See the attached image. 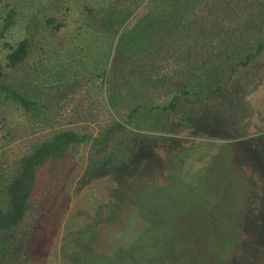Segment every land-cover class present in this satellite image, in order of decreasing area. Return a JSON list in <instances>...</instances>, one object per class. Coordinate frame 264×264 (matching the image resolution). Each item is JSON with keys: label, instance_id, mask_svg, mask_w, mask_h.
I'll use <instances>...</instances> for the list:
<instances>
[{"label": "rangeland", "instance_id": "obj_1", "mask_svg": "<svg viewBox=\"0 0 264 264\" xmlns=\"http://www.w3.org/2000/svg\"><path fill=\"white\" fill-rule=\"evenodd\" d=\"M237 1L196 0L190 16L189 0H1L0 58L5 65L6 43L31 38V57L10 72L15 86L40 101L47 116L73 98L64 124L97 136L98 123L169 100L167 86L186 78L177 66L174 77L159 76L166 53L203 50L204 58L214 54L212 61L222 63L237 40L257 34L208 30L227 18L234 22L229 7ZM8 16L14 24L4 32ZM256 24L263 26L264 18ZM137 45L141 56L122 58L111 71L120 83L107 108L115 87L101 92L90 81L114 69L120 48ZM87 117L92 123L82 122ZM13 127L9 134L0 125V182L29 142L44 138L33 135L19 112ZM59 168L58 177L41 172L30 213L0 236V264H259L264 52L214 99L183 100L175 113L142 111L105 151L78 148ZM111 178L117 190L106 184ZM133 212L141 217L130 226ZM133 228L141 232L137 240ZM84 233L89 237L79 239Z\"/></svg>", "mask_w": 264, "mask_h": 264}, {"label": "trees", "instance_id": "obj_2", "mask_svg": "<svg viewBox=\"0 0 264 264\" xmlns=\"http://www.w3.org/2000/svg\"><path fill=\"white\" fill-rule=\"evenodd\" d=\"M190 1L192 3H189ZM195 1L189 0L188 4H186V7H188L186 12L190 16L194 15L198 9ZM237 7L239 8L237 9ZM229 9L232 15L236 17V20L232 22L230 18H227L226 23L223 22L219 26L217 23V26L212 25L208 30L210 32L222 30L227 33L232 31H258L257 34H253L252 40L250 38L242 41L240 39L237 40L235 43L236 48L226 54L227 57L221 61L222 63H219L220 60L212 61L214 54L208 59L204 58L203 50L199 49L198 52L193 50L187 54L183 52L171 55L166 53L164 62H162L165 66L160 70L159 76L165 75L167 77L170 75L174 77L177 66L185 71L183 78H186L167 86L169 100L165 103L152 104L151 106L138 105L131 114L125 116V120L121 118L122 121L113 119L110 122L98 123L99 131L97 136L83 132L79 128L70 129L67 124H64L69 114L73 111V98L70 99L69 103H66L67 105L58 110L57 115L50 113L47 116L40 101L15 86L10 72L16 71L26 64L32 55L34 44L31 38H26L16 45L6 43L4 47L8 48L9 52L6 56L5 65L2 64L0 58V125L6 127L7 132L12 134L15 113L19 112L27 119V127L32 130L33 135L41 134L44 138L34 143L29 142L30 148L14 159L6 178L3 182H0V236L23 223L31 211L33 194L40 184L39 176L41 172L49 170L54 177L63 174L59 165L67 159L69 152L86 146L97 152H103L108 148L115 135L122 132L126 128V124L131 122L135 115L140 114L142 111L149 113H175L179 110L183 100L192 102L212 100L216 96L221 95L240 72L254 65L264 52V25L256 24L257 21H261L262 17L264 18V0H238L235 7H229ZM183 22L184 20L182 19L178 23L183 24ZM13 24V17L8 16L3 31H8ZM231 45L234 47V44ZM209 46H214V44L206 43L202 47L206 48ZM134 47L136 48H120L118 56L112 64L114 69L105 68L90 81L92 87L101 92L104 88L106 89L105 92H107L109 85L115 87L114 93L112 92L106 101L107 108H113V101L118 93V84L120 83V80H117V76L113 78L111 71L117 68L122 58L127 57V59L132 60L141 56L140 46ZM154 58L157 61L161 59ZM170 60L172 62H169ZM201 62L203 64H199ZM191 64L194 65L192 67L193 71L188 73L187 71ZM90 86L88 85V87ZM76 115L79 116V114ZM92 121L91 117L82 120V122L87 123H92ZM97 121L95 119L93 123ZM106 184L115 190L118 189V182L115 178L108 179ZM110 190L109 188L107 193H100L108 195ZM98 199L101 202L96 201L97 204H101L103 200L99 197ZM117 203L118 199L115 198L113 204ZM131 217L132 221L131 219L130 221L127 220L130 226L138 218L140 219L141 216L138 212H133ZM125 231H129V229ZM133 233L134 240H137L141 234L140 230L133 228ZM88 237L89 235L87 236V233H84L80 234L79 239H87ZM259 264H264V260Z\"/></svg>", "mask_w": 264, "mask_h": 264}]
</instances>
